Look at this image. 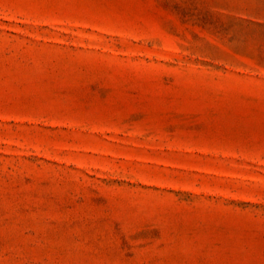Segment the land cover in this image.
<instances>
[{"label":"rangeland","instance_id":"1","mask_svg":"<svg viewBox=\"0 0 264 264\" xmlns=\"http://www.w3.org/2000/svg\"><path fill=\"white\" fill-rule=\"evenodd\" d=\"M0 264H264V0H0Z\"/></svg>","mask_w":264,"mask_h":264}]
</instances>
